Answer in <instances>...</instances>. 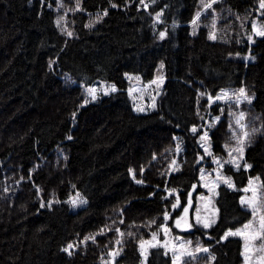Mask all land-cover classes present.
Listing matches in <instances>:
<instances>
[{"label": "trees", "instance_id": "obj_1", "mask_svg": "<svg viewBox=\"0 0 264 264\" xmlns=\"http://www.w3.org/2000/svg\"><path fill=\"white\" fill-rule=\"evenodd\" d=\"M256 22L264 27V0H0V264H109L110 254L113 264H171L162 246L145 262L139 250L163 239V225L191 239L194 256L183 264H243L242 241L228 233L251 218L241 198L252 179L264 210ZM160 74L156 110L134 113L128 77ZM100 81L115 90L85 102L84 88ZM222 90L241 91L243 101L210 105ZM236 114L241 160L222 170L233 188H217L212 226L180 231L174 220L189 192H200L205 163L198 126L219 118L209 142L222 155ZM166 189L180 203L168 220ZM73 194L85 201L74 211Z\"/></svg>", "mask_w": 264, "mask_h": 264}, {"label": "rangeland", "instance_id": "obj_2", "mask_svg": "<svg viewBox=\"0 0 264 264\" xmlns=\"http://www.w3.org/2000/svg\"><path fill=\"white\" fill-rule=\"evenodd\" d=\"M147 6L146 2L144 3ZM159 22V19L158 21ZM264 36V27L257 22L253 24V37L259 38ZM130 83L129 94L133 101V109L136 114H146L157 108V103L163 96V75H154L148 82L141 83L136 76H129ZM115 90L114 85L100 81L87 88L85 102H94L99 96L107 94ZM244 94L241 91L222 90L213 98H210V105L218 103H234L239 104L243 101ZM219 118L207 116L198 126L201 132L199 138V148L201 151V159L204 158V166L202 165L198 175V189L200 192L193 197L195 189L193 188L188 195V199L184 205L181 215L174 220L177 229L190 233L194 225L208 228L212 226L216 220V208L214 204V196L217 188L224 184L229 188H233V184L227 177L222 174L224 166L228 165L236 170L241 160L242 154V138L245 136L244 124L241 114H236L232 120L231 135L234 143L231 147L225 148L226 152L222 155L212 153L209 142V129L214 126ZM195 130V129H194ZM178 143L177 145H179ZM178 154V152H176ZM208 165V166H207ZM207 166V167H206ZM178 171L176 161L173 162L172 173ZM167 195L173 197L174 203L165 216L168 220L171 214L178 210L180 203L177 194L172 189H166ZM259 183L256 180H250L243 190L241 203L251 212L250 220L236 231L228 233V236H234L242 241L243 264H264V210L258 205ZM72 211L85 205V201L78 197L77 194L70 195L67 198ZM162 237L159 235L152 236L140 244V254L143 262L151 247L162 246L165 252L171 257V264H183L185 257L194 256V248L190 238H182L180 236H171L166 225L161 228ZM69 246L66 250H69ZM196 252L207 253V249L197 248ZM108 263H114V256L110 254Z\"/></svg>", "mask_w": 264, "mask_h": 264}]
</instances>
